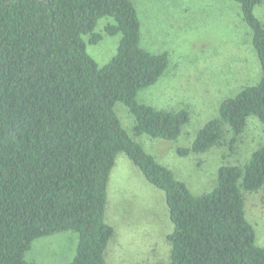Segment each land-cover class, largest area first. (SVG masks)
Here are the masks:
<instances>
[{"label":"trees","instance_id":"16d2710c","mask_svg":"<svg viewBox=\"0 0 264 264\" xmlns=\"http://www.w3.org/2000/svg\"><path fill=\"white\" fill-rule=\"evenodd\" d=\"M240 5L253 32L261 81L222 102L181 156L235 145L251 116L264 133V25L255 16L263 0ZM110 17L108 35H121L116 56L100 67L83 36L97 44L98 21ZM167 54L141 45L133 0H0V264L28 259L41 238L73 232L68 264H107L115 229L106 221L108 186L117 156L125 154L147 181L164 192L173 232L169 264H264V247L246 218L245 193L264 189V142L248 164L223 166L217 187L195 196L124 129L116 112L135 117L134 135L176 141L189 122L185 110H157L139 93L165 74Z\"/></svg>","mask_w":264,"mask_h":264},{"label":"rangeland","instance_id":"374dc122","mask_svg":"<svg viewBox=\"0 0 264 264\" xmlns=\"http://www.w3.org/2000/svg\"><path fill=\"white\" fill-rule=\"evenodd\" d=\"M141 23V45L152 54H167L168 66L159 81L138 95V101L157 110L189 113V122L178 140L134 135L135 117L121 103L117 115L124 129L147 153L169 168L191 193L201 196L217 187L223 166L244 167L264 142L261 121L251 116L235 145L232 132L223 126L224 139L211 150L181 156L192 147L199 131L219 118L227 99L243 88L257 85L262 67L253 47V32L243 21L240 5L230 0H133ZM264 25V0L255 8ZM114 24L101 18L94 34L97 44L83 36L88 54L103 67L118 52L121 35H108ZM246 218L253 225L257 245L264 247V189L245 193ZM106 221L115 236L106 251L107 264H169L173 232L166 197L152 186L125 154L117 156L108 186ZM77 236L73 232L35 241L28 259L36 264H68L74 257Z\"/></svg>","mask_w":264,"mask_h":264}]
</instances>
